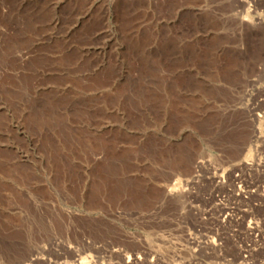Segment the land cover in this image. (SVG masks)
Instances as JSON below:
<instances>
[{"label":"rangeland","instance_id":"rangeland-1","mask_svg":"<svg viewBox=\"0 0 264 264\" xmlns=\"http://www.w3.org/2000/svg\"><path fill=\"white\" fill-rule=\"evenodd\" d=\"M0 264H264V0H0Z\"/></svg>","mask_w":264,"mask_h":264}]
</instances>
